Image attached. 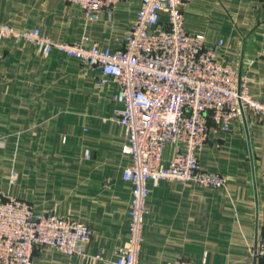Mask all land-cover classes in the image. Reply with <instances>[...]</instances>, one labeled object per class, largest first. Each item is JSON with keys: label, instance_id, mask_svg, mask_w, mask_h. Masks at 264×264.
Returning <instances> with one entry per match:
<instances>
[{"label": "crops", "instance_id": "obj_1", "mask_svg": "<svg viewBox=\"0 0 264 264\" xmlns=\"http://www.w3.org/2000/svg\"><path fill=\"white\" fill-rule=\"evenodd\" d=\"M25 1L28 13L16 20L23 28L116 48L142 0H122L111 18L103 11L93 22L66 0ZM185 15L187 28L209 44L223 40L221 55L249 80L251 95L264 102V0H191ZM7 47L0 41V126L5 114L7 121L16 119L11 126L46 134L42 155L17 156L24 165L15 183L7 174L15 156L0 158V190L38 211L73 217L94 229L85 257L38 248L33 264H110L129 239L132 192L123 176L130 157L124 151L126 130L117 120V86L99 85L97 72L65 53L44 56L30 45ZM7 57L11 73L4 76ZM173 154L172 147L165 149L166 165ZM199 160L203 168L226 176L227 185L150 182L140 263L182 257L204 264L208 252L205 264H264L256 255L264 237V117L247 113L229 133L212 129Z\"/></svg>", "mask_w": 264, "mask_h": 264}, {"label": "built area", "instance_id": "obj_2", "mask_svg": "<svg viewBox=\"0 0 264 264\" xmlns=\"http://www.w3.org/2000/svg\"><path fill=\"white\" fill-rule=\"evenodd\" d=\"M66 1L79 6L85 19L93 22L103 11L111 18L122 0ZM190 1L142 0L116 48L59 40L39 27L18 31L0 27V34L14 35L44 56L59 51L76 58L98 73L99 85L117 86L115 98L121 106L117 120L126 130L124 151L130 157L123 176L132 184V192L129 239L118 246L110 264H141L150 182L225 187L227 177L203 168L199 160L212 129L229 133L247 113L264 117V102L251 95L249 80L221 55L223 40L209 44L202 33L187 28L185 10ZM167 147L174 149L168 165L164 163ZM93 237L94 229L87 222L38 211L26 200L0 194V264H33L38 248L66 258L85 257ZM256 255L264 260V237ZM207 260L205 252L202 262ZM160 264L194 263L180 257Z\"/></svg>", "mask_w": 264, "mask_h": 264}, {"label": "rangeland", "instance_id": "obj_3", "mask_svg": "<svg viewBox=\"0 0 264 264\" xmlns=\"http://www.w3.org/2000/svg\"><path fill=\"white\" fill-rule=\"evenodd\" d=\"M0 5L2 7V9H0V15L2 16V19L0 20V27L7 28V26H10L17 31L26 29L16 22V20H22L23 18H25L28 13L26 11L28 3L25 0H3ZM0 41L2 42L3 47H10L14 44L23 46L25 48L27 45L32 46L27 42L18 41L14 35H11L9 33L0 34ZM7 59L8 62H4L3 64V70L5 71V73L3 74L4 76L5 74L11 73L12 61L10 60H12V58L7 57ZM6 116L7 115L4 114L1 118L3 125L0 126V158H8L11 155L15 156L10 162V172L7 173L9 176V181L15 183L18 178L19 167H23L24 165L22 161L18 160L17 156L21 155L24 156L23 160H30V157L32 156L40 154L42 155V141L44 140V136L46 133H42L43 130L34 131L24 126H22V128L11 126L10 123L12 121H15L16 119L10 118V121H7L8 119ZM38 164L41 163H34V165ZM16 172L18 173L17 175ZM0 194H7V192L0 190Z\"/></svg>", "mask_w": 264, "mask_h": 264}]
</instances>
